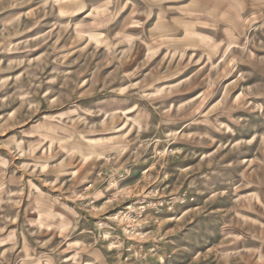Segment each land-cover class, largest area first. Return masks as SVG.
Instances as JSON below:
<instances>
[{"label":"rangeland","instance_id":"rangeland-1","mask_svg":"<svg viewBox=\"0 0 264 264\" xmlns=\"http://www.w3.org/2000/svg\"><path fill=\"white\" fill-rule=\"evenodd\" d=\"M0 264H264V0H0Z\"/></svg>","mask_w":264,"mask_h":264}]
</instances>
